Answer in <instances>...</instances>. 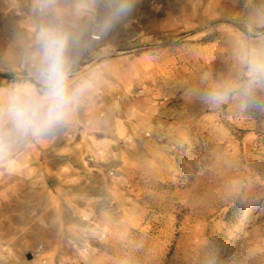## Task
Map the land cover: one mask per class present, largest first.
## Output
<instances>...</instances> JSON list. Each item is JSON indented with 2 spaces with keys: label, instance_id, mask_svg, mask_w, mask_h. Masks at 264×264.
Returning a JSON list of instances; mask_svg holds the SVG:
<instances>
[{
  "label": "rangeland",
  "instance_id": "1",
  "mask_svg": "<svg viewBox=\"0 0 264 264\" xmlns=\"http://www.w3.org/2000/svg\"><path fill=\"white\" fill-rule=\"evenodd\" d=\"M45 34L67 118L113 110L130 131L117 172L47 175L31 203L54 228L0 222V264H264V0H0V75L37 97ZM24 84L0 78V145Z\"/></svg>",
  "mask_w": 264,
  "mask_h": 264
},
{
  "label": "crops",
  "instance_id": "2",
  "mask_svg": "<svg viewBox=\"0 0 264 264\" xmlns=\"http://www.w3.org/2000/svg\"><path fill=\"white\" fill-rule=\"evenodd\" d=\"M6 80L24 84L14 77ZM22 89L35 95V86L31 83L24 84ZM64 122L72 123L71 127L65 128L59 123L44 131L21 133L20 140L13 139L14 129L7 131L5 143L0 145L5 148L0 172L8 181L7 203L3 207L5 219L0 222H4L6 228L56 226L45 214L34 215V212L45 213L46 204L31 203V197L43 200L49 194L45 187L47 175H53L55 183L56 175H89L93 179L95 175H103V170L118 171L125 152V129L130 131V127L117 111H106L104 116H73Z\"/></svg>",
  "mask_w": 264,
  "mask_h": 264
},
{
  "label": "clouds",
  "instance_id": "3",
  "mask_svg": "<svg viewBox=\"0 0 264 264\" xmlns=\"http://www.w3.org/2000/svg\"><path fill=\"white\" fill-rule=\"evenodd\" d=\"M44 56L38 68L46 92L37 97L31 92L15 90L8 96L6 115L14 129L21 133L44 131L67 119L69 107L74 99L66 89V60L62 38L56 34L42 37ZM253 72L264 73V65H253ZM219 99L215 94L209 97Z\"/></svg>",
  "mask_w": 264,
  "mask_h": 264
},
{
  "label": "trees",
  "instance_id": "4",
  "mask_svg": "<svg viewBox=\"0 0 264 264\" xmlns=\"http://www.w3.org/2000/svg\"><path fill=\"white\" fill-rule=\"evenodd\" d=\"M13 76H14L13 74H2L0 75V78L12 79Z\"/></svg>",
  "mask_w": 264,
  "mask_h": 264
},
{
  "label": "water",
  "instance_id": "5",
  "mask_svg": "<svg viewBox=\"0 0 264 264\" xmlns=\"http://www.w3.org/2000/svg\"><path fill=\"white\" fill-rule=\"evenodd\" d=\"M26 257H27L28 259H30V258H31V254L28 253V254L26 255Z\"/></svg>",
  "mask_w": 264,
  "mask_h": 264
},
{
  "label": "built area",
  "instance_id": "6",
  "mask_svg": "<svg viewBox=\"0 0 264 264\" xmlns=\"http://www.w3.org/2000/svg\"><path fill=\"white\" fill-rule=\"evenodd\" d=\"M109 174H112V171H109Z\"/></svg>",
  "mask_w": 264,
  "mask_h": 264
}]
</instances>
